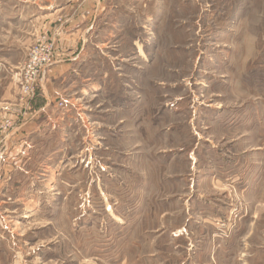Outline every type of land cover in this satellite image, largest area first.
<instances>
[{
	"label": "rangeland",
	"instance_id": "rangeland-1",
	"mask_svg": "<svg viewBox=\"0 0 264 264\" xmlns=\"http://www.w3.org/2000/svg\"><path fill=\"white\" fill-rule=\"evenodd\" d=\"M61 1L0 0L1 138L44 111L60 126L19 157L3 142L21 170L0 195V264H264V0H120L140 41L93 39L79 74L26 96L33 48L58 47L34 16Z\"/></svg>",
	"mask_w": 264,
	"mask_h": 264
},
{
	"label": "crops",
	"instance_id": "crops-1",
	"mask_svg": "<svg viewBox=\"0 0 264 264\" xmlns=\"http://www.w3.org/2000/svg\"><path fill=\"white\" fill-rule=\"evenodd\" d=\"M114 1H116L115 4L108 3V0H62L59 3L57 2L47 8H43L42 11H38L39 13L34 17L43 19L48 18L50 22L48 29L51 34L57 36L58 40V47L53 62L42 71V76L40 75L39 87H41V89L46 91L50 85V81L56 79V77H62L68 74L70 76L73 75L71 70H73L72 66L74 62L78 59L82 60L86 56V54L84 55L83 53L85 52L83 49H85L87 44L93 39L96 44H110L115 40L123 41L125 39L140 41L139 39L141 37H138L137 34L141 32L140 29H136V26H141V15L139 14L140 12H134L136 6L133 5H140V0L130 5V7H132L131 12H128V6L123 4L120 0ZM59 20H63L61 25H59ZM55 21L56 23L53 24ZM144 21L145 14H143L142 26L146 23ZM98 69L99 66L95 70L97 71ZM74 72L73 77L79 74L78 71ZM98 90V86L94 88V91ZM50 102L42 106L39 111L43 112L46 110ZM45 113L46 111L43 112V114ZM43 114L37 115L34 120H32L31 117V119L28 118L23 120L22 123L18 122L16 125L17 127L9 133L6 143H8L9 148L15 142L12 152H10L13 157L24 155L30 149V145L25 147L23 144H29L28 142L31 141L30 139H33V137L39 138V136L55 133L57 128L53 129V127H57L55 124L58 125L59 122L55 124L51 122L58 121L56 119L57 116H52L55 113L51 114L49 117L43 116ZM50 117H54L52 121H50ZM48 121H50V124L46 126L47 123H49ZM45 122L46 127H44ZM42 127L44 128L41 129ZM58 127L60 128L59 125ZM23 131L26 132V134H23ZM21 148H23L24 151H21ZM60 150L59 152H61ZM16 164L15 160L10 161V159H7L4 165L0 163V195L3 194L2 188L4 184L10 179H14V171L21 170V166ZM23 168V171H26L27 166L24 164ZM4 191H7V189L5 188ZM41 201L42 200L39 199L37 203L30 206L27 209V213H31L32 215L38 213L41 208H43ZM1 202L4 203L5 201L2 200ZM198 204L200 205V203ZM201 210L203 212H201ZM198 213H200L203 218L204 226L209 229L210 233H208V235L213 233V221L220 216L218 209L212 205H208L199 208ZM24 216L28 217L27 214ZM208 235L205 236L206 240H208ZM216 241L220 242V239H214L215 243ZM214 242L210 244L211 239L209 240V245H207L210 247L209 251L213 250ZM206 247L203 245L201 251H203V249L205 250Z\"/></svg>",
	"mask_w": 264,
	"mask_h": 264
},
{
	"label": "built area",
	"instance_id": "built-area-1",
	"mask_svg": "<svg viewBox=\"0 0 264 264\" xmlns=\"http://www.w3.org/2000/svg\"><path fill=\"white\" fill-rule=\"evenodd\" d=\"M53 49L54 45L41 42L37 44L30 53L27 63L20 69V77L23 81L24 93L26 96L34 94V90L38 85L40 75L42 71L53 62ZM31 96V97H32ZM8 136V135H7ZM0 135V157L3 153V142H6L7 137L1 138ZM217 224V227H226V223Z\"/></svg>",
	"mask_w": 264,
	"mask_h": 264
}]
</instances>
